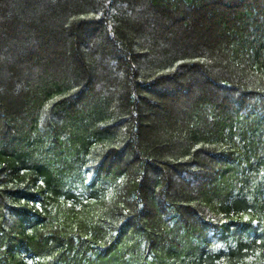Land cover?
<instances>
[{
  "label": "trees",
  "instance_id": "1",
  "mask_svg": "<svg viewBox=\"0 0 264 264\" xmlns=\"http://www.w3.org/2000/svg\"><path fill=\"white\" fill-rule=\"evenodd\" d=\"M0 264H264V0H0Z\"/></svg>",
  "mask_w": 264,
  "mask_h": 264
},
{
  "label": "rangeland",
  "instance_id": "2",
  "mask_svg": "<svg viewBox=\"0 0 264 264\" xmlns=\"http://www.w3.org/2000/svg\"><path fill=\"white\" fill-rule=\"evenodd\" d=\"M249 238V237H248Z\"/></svg>",
  "mask_w": 264,
  "mask_h": 264
}]
</instances>
